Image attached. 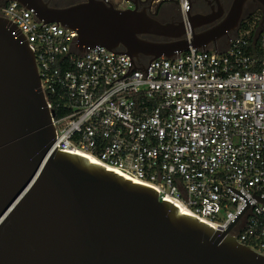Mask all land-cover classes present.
Wrapping results in <instances>:
<instances>
[{
	"label": "built area",
	"instance_id": "built-area-1",
	"mask_svg": "<svg viewBox=\"0 0 264 264\" xmlns=\"http://www.w3.org/2000/svg\"><path fill=\"white\" fill-rule=\"evenodd\" d=\"M101 1L120 11L175 4L186 28L195 4ZM0 16L15 25L34 54L47 108L54 113L56 150L85 155L155 190L160 201L181 203L189 216L214 230L223 231L244 206L225 187L247 200L253 193L264 197L260 19L244 20L223 54L189 48L170 60L136 63L104 47L81 53L74 47L75 31L43 24L15 1L2 6ZM249 203L230 235L264 254V203L254 198Z\"/></svg>",
	"mask_w": 264,
	"mask_h": 264
},
{
	"label": "water",
	"instance_id": "water-1",
	"mask_svg": "<svg viewBox=\"0 0 264 264\" xmlns=\"http://www.w3.org/2000/svg\"><path fill=\"white\" fill-rule=\"evenodd\" d=\"M9 1L43 24L75 31L81 53L104 47L136 63L204 51L223 34H196L207 23L190 13L187 29L182 21L161 23L139 6L120 11L101 0L62 7H53L54 0H0V8ZM230 22L235 34L239 11ZM53 118L32 50L0 16V264H264V254L230 235L249 200L264 203V197L253 193L247 200L225 187L244 206L223 231L214 230L160 201L155 190L56 150Z\"/></svg>",
	"mask_w": 264,
	"mask_h": 264
},
{
	"label": "flooded vegetation",
	"instance_id": "flooded-vegetation-1",
	"mask_svg": "<svg viewBox=\"0 0 264 264\" xmlns=\"http://www.w3.org/2000/svg\"><path fill=\"white\" fill-rule=\"evenodd\" d=\"M262 3H264V0H195L190 14L201 18L198 24L203 21L207 23L195 29V33H207L214 30L222 31V36L215 44H209L207 50H213L214 47L222 49L230 36L233 35V30L229 28L232 26L231 18L235 17L239 11L240 24L247 19H260L264 16V5ZM52 6L62 7L58 4H52ZM138 9L146 10L150 16L157 13L155 19L161 23L179 22V14L175 4L161 2L154 6L151 4L141 5ZM141 61H147V59L141 58Z\"/></svg>",
	"mask_w": 264,
	"mask_h": 264
},
{
	"label": "bare ground",
	"instance_id": "bare-ground-1",
	"mask_svg": "<svg viewBox=\"0 0 264 264\" xmlns=\"http://www.w3.org/2000/svg\"><path fill=\"white\" fill-rule=\"evenodd\" d=\"M188 29V28H187ZM80 156H82V157H84V158H86V159H88L89 161H91L92 163H95L94 162V160H92L91 158H89V157H87V156H85V155H80ZM170 201V203H172L179 211H180V213H183V214H186V215H190V213L187 211V209H185L182 205H181V203H179V202H176V201H172V200H169Z\"/></svg>",
	"mask_w": 264,
	"mask_h": 264
},
{
	"label": "trees",
	"instance_id": "trees-1",
	"mask_svg": "<svg viewBox=\"0 0 264 264\" xmlns=\"http://www.w3.org/2000/svg\"><path fill=\"white\" fill-rule=\"evenodd\" d=\"M61 2H63V1H60V0H54V1L52 2V4H58V5H61V4H62ZM64 2H67V3L71 4V2H73V1H71V0H66V1H64ZM64 2H63V3H64ZM67 5H68V4H67ZM55 116H56V117L59 116V113H58L57 111H55Z\"/></svg>",
	"mask_w": 264,
	"mask_h": 264
},
{
	"label": "rangeland",
	"instance_id": "rangeland-1",
	"mask_svg": "<svg viewBox=\"0 0 264 264\" xmlns=\"http://www.w3.org/2000/svg\"><path fill=\"white\" fill-rule=\"evenodd\" d=\"M67 4H69V3L64 2V3L61 4V6H66ZM179 21H180V18H179Z\"/></svg>",
	"mask_w": 264,
	"mask_h": 264
}]
</instances>
